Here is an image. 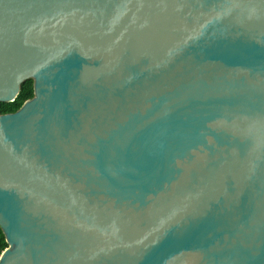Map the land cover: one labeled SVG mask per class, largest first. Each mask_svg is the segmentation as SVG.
I'll use <instances>...</instances> for the list:
<instances>
[{
	"label": "water",
	"instance_id": "1",
	"mask_svg": "<svg viewBox=\"0 0 264 264\" xmlns=\"http://www.w3.org/2000/svg\"><path fill=\"white\" fill-rule=\"evenodd\" d=\"M0 264H264V0H0Z\"/></svg>",
	"mask_w": 264,
	"mask_h": 264
},
{
	"label": "trees",
	"instance_id": "2",
	"mask_svg": "<svg viewBox=\"0 0 264 264\" xmlns=\"http://www.w3.org/2000/svg\"><path fill=\"white\" fill-rule=\"evenodd\" d=\"M35 96L34 79L26 80L22 86L19 95L14 101L0 102V113L7 114L18 111L22 105ZM5 233L0 227V255L8 247Z\"/></svg>",
	"mask_w": 264,
	"mask_h": 264
}]
</instances>
